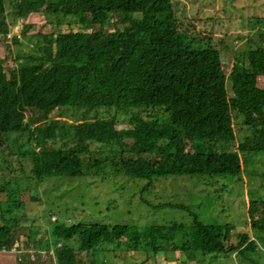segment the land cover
<instances>
[{
    "label": "trees",
    "instance_id": "1",
    "mask_svg": "<svg viewBox=\"0 0 264 264\" xmlns=\"http://www.w3.org/2000/svg\"><path fill=\"white\" fill-rule=\"evenodd\" d=\"M183 2L11 0L7 11L6 0H0V47L11 26L30 13L73 14L85 24L101 14L130 23L111 31L66 28L41 35L37 49L13 67H3L6 55L0 53V194L6 193L5 200L0 196V251L12 250L18 239L12 226L24 230L27 223L25 216L18 219L23 207L19 190L47 177L86 172L87 155L97 154L96 162L151 180L171 174L240 175L245 153L264 152V87L257 86V77L264 75V45L250 48L232 64L229 96L220 53L197 43L200 33L179 12ZM11 39L18 42L15 34ZM63 107H110L114 114L92 122L60 125L51 120L32 126L34 117ZM233 112L243 115L250 131L239 142ZM119 123L127 127L118 129ZM125 139L131 140L128 146ZM25 154L31 174L21 158ZM259 200L251 199L247 212L256 236L264 239V214L256 215ZM55 224L49 235L54 245L47 238L40 239L44 245L39 247H52L56 264H111L106 256L114 250L133 257L143 253L150 260L159 247L198 261L205 254L250 253L257 238L240 232L232 243V224H208L197 217L188 225L151 224L136 230L131 223ZM17 249L22 263L21 255L28 254ZM77 252L93 258L87 262Z\"/></svg>",
    "mask_w": 264,
    "mask_h": 264
},
{
    "label": "rangeland",
    "instance_id": "2",
    "mask_svg": "<svg viewBox=\"0 0 264 264\" xmlns=\"http://www.w3.org/2000/svg\"><path fill=\"white\" fill-rule=\"evenodd\" d=\"M10 2L11 0H6L7 11L12 8L9 6ZM73 8L72 6V10ZM179 12L200 33L197 37L199 45H211L219 51L223 69L227 74V92L232 96V64L250 48L264 45V0H184ZM10 16L9 12L7 20L11 24ZM129 24V21L121 22L115 16L110 18L101 14L95 15L90 24H85L79 22L73 14L57 17L43 12L30 13L9 29L8 35L15 34L18 42L8 36L4 39L0 53L5 54L6 59L2 65L13 67L22 62V57L37 49L36 39H41L44 34H55L66 28L111 31L115 28L123 29ZM30 26L33 27L30 29ZM32 30L34 33H31ZM257 86L264 87V75L257 77ZM30 113L27 112V115ZM34 113L38 114L37 111ZM113 114L114 110L110 107L54 108L39 119L34 117L32 126L51 120L60 125L69 122H92L110 118ZM233 118L236 140L239 142L250 131L242 114L233 112ZM126 127L124 124H117L118 129ZM130 143L131 140L125 139V146ZM96 146L92 145L93 148ZM26 154L21 158H24L26 174H31ZM106 155L110 156L108 153ZM19 156L20 151L18 158ZM244 157L240 175L171 174L157 175L148 180L127 175L123 169L112 167L109 163H100V159L96 162L93 158L99 156L93 153L84 158L88 166L86 172L78 176L47 177L36 186L31 182L32 187L27 185L25 190H19V200L23 202V207L18 213L21 215L18 219L25 216L27 220L22 221L26 220L27 223L23 226L24 230H21V226H12L11 233L14 237H23L25 245L39 248L44 245L40 244V239L48 238L49 243L54 245L55 238L49 240V235L50 228L55 223H131L130 227L136 230L151 224L188 225L197 217L203 223L232 224V243L236 242L235 236L240 232H246L251 238H255L257 232L250 224L247 202L260 199L256 215L264 214V152L245 153ZM12 187H16L13 181ZM0 196L5 200L6 193L2 192ZM47 208L57 215L56 222L50 220L48 212L45 213ZM37 225L42 226L44 231L38 229ZM27 228H30L31 235L27 234ZM255 242V251L250 253L205 254L198 261H190L187 253L161 247L156 251L154 259L150 260L143 253L133 257L121 250L108 252L106 260L111 264H264V239L257 237ZM2 254L12 258L4 257L3 264H12L13 255L0 251V255ZM99 255V252L95 253L94 259L97 260ZM77 256L87 262L93 258L92 255L82 257L79 252ZM28 260L26 256L23 259L25 262H29Z\"/></svg>",
    "mask_w": 264,
    "mask_h": 264
},
{
    "label": "crops",
    "instance_id": "3",
    "mask_svg": "<svg viewBox=\"0 0 264 264\" xmlns=\"http://www.w3.org/2000/svg\"><path fill=\"white\" fill-rule=\"evenodd\" d=\"M247 206H248V202H247ZM39 248L44 249L42 247H39ZM2 252H9L13 255L12 264H56L54 252H51L50 250H46V249H44V252H45L44 256L40 253L34 252L35 258L33 260L25 255L29 259L28 260L29 262L23 261L22 263L20 261H18V254H16L14 251L9 250V251H2ZM37 254H40L41 256H37ZM25 256H24V254H22L21 260L24 259ZM4 257L7 259H12V258L6 256L5 254H4V256L2 254V255H0V264H3L2 261L4 260ZM52 258H53V260H52Z\"/></svg>",
    "mask_w": 264,
    "mask_h": 264
},
{
    "label": "built area",
    "instance_id": "4",
    "mask_svg": "<svg viewBox=\"0 0 264 264\" xmlns=\"http://www.w3.org/2000/svg\"><path fill=\"white\" fill-rule=\"evenodd\" d=\"M21 20V19H20ZM8 34H9V32H8ZM7 34V36L8 37H12L13 35H11V36H9ZM19 34V33H18ZM49 216H50V220L52 221V222H54V221H56L57 220V215L56 214H54V213H49ZM23 239V240H22ZM27 240V239H26ZM24 238L23 237H19L17 240H16V242H15V244H14V246L12 247V250L13 251H17V252H20L21 250H18L17 249V246H19L20 248H22V252H26L27 254H28V257L29 258H31L32 260L35 258V254H34V252H37V253H40V254H42L43 256L45 255V252H44V249H46V250H50L51 252H53V248L52 247H50V249L49 248H44V249H40V248H33L32 246H27V249H24L23 248V246L25 245V243H24ZM32 244V243H31ZM61 243H59L58 242V246L60 245ZM34 246V245H33ZM41 251H40V250Z\"/></svg>",
    "mask_w": 264,
    "mask_h": 264
}]
</instances>
